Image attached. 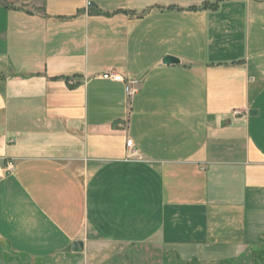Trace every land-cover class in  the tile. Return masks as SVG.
Masks as SVG:
<instances>
[{"label": "crops", "instance_id": "0c3cea01", "mask_svg": "<svg viewBox=\"0 0 264 264\" xmlns=\"http://www.w3.org/2000/svg\"><path fill=\"white\" fill-rule=\"evenodd\" d=\"M0 264H264V0L0 2Z\"/></svg>", "mask_w": 264, "mask_h": 264}, {"label": "built area", "instance_id": "2783aa9c", "mask_svg": "<svg viewBox=\"0 0 264 264\" xmlns=\"http://www.w3.org/2000/svg\"><path fill=\"white\" fill-rule=\"evenodd\" d=\"M103 78L106 80H113V81H117V82L125 81L124 77L120 73H118L114 70L107 71L106 73H104ZM135 83H136L135 81L128 82L127 92L129 94V96H133L136 92V89L133 87V85ZM127 146L130 148L132 147V141L131 140L127 141Z\"/></svg>", "mask_w": 264, "mask_h": 264}, {"label": "rangeland", "instance_id": "374dc122", "mask_svg": "<svg viewBox=\"0 0 264 264\" xmlns=\"http://www.w3.org/2000/svg\"><path fill=\"white\" fill-rule=\"evenodd\" d=\"M0 2L27 6V5H35L41 2V0H0Z\"/></svg>", "mask_w": 264, "mask_h": 264}, {"label": "water", "instance_id": "95a60500", "mask_svg": "<svg viewBox=\"0 0 264 264\" xmlns=\"http://www.w3.org/2000/svg\"><path fill=\"white\" fill-rule=\"evenodd\" d=\"M165 62L168 63V64H172V63H178V60L174 59L173 57H168L165 60ZM82 248H83V243L77 242V243L73 244V251L74 252H81Z\"/></svg>", "mask_w": 264, "mask_h": 264}]
</instances>
